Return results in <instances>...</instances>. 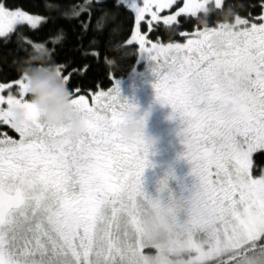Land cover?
<instances>
[{
  "label": "snow or ice",
  "instance_id": "6c2138e0",
  "mask_svg": "<svg viewBox=\"0 0 264 264\" xmlns=\"http://www.w3.org/2000/svg\"><path fill=\"white\" fill-rule=\"evenodd\" d=\"M205 12L228 18L201 24ZM69 18L78 56L61 58ZM121 20L122 43L151 62L155 101L182 125L180 156L195 177L187 197L169 192L166 205L142 187L149 148L119 135L137 106L118 83L85 82L101 61L112 79L117 59L101 49ZM213 35L227 36L222 49L209 45ZM13 37L28 54L47 48L84 130L49 144L18 66L0 75V264H264V0H0V41ZM149 206L173 213L166 251L143 237Z\"/></svg>",
  "mask_w": 264,
  "mask_h": 264
},
{
  "label": "clouds",
  "instance_id": "9594fccd",
  "mask_svg": "<svg viewBox=\"0 0 264 264\" xmlns=\"http://www.w3.org/2000/svg\"><path fill=\"white\" fill-rule=\"evenodd\" d=\"M210 12H205L199 23L206 24ZM224 16L223 19H227ZM225 35H213L208 43L213 49H222ZM18 71L24 75L27 93L35 106L46 130L40 135L51 145H57L79 137L83 133L81 113L70 102L69 90L60 79L50 62V54L46 47H33L29 54L18 61ZM117 65L113 64L114 69ZM15 122L23 123L26 119L25 109L14 106ZM149 115L147 110L137 107L128 108L123 115V123L119 135L123 139L141 138L143 143L151 148L158 143V138L145 132V122ZM62 131L57 135L58 128ZM167 175L161 178L160 187L166 188ZM143 237L149 245L166 251L173 243V213L165 206H149L140 220ZM172 264H183L177 257Z\"/></svg>",
  "mask_w": 264,
  "mask_h": 264
},
{
  "label": "trees",
  "instance_id": "16d2710c",
  "mask_svg": "<svg viewBox=\"0 0 264 264\" xmlns=\"http://www.w3.org/2000/svg\"><path fill=\"white\" fill-rule=\"evenodd\" d=\"M47 2L48 0H39L41 6ZM60 2L70 8L73 4L78 5L84 3V0H60ZM93 2H95V0H93ZM106 2L111 3V0H106ZM238 2L239 0H233V3ZM244 2L251 3L255 2V0H244ZM210 16L213 21L217 18H223L218 13H211ZM69 20L70 18L62 21L66 29H68L69 35L66 45L58 46L63 48V51L60 53L61 58L64 56H78V53L74 48L75 40L78 38H74L71 35ZM87 20L88 18L85 17L86 22ZM92 23H95L94 20ZM118 23L121 25L122 30H115V26H111L104 31L105 39L103 40L101 49L102 53H107L109 57L117 59V66L114 69L112 68V79L108 81V68L105 66L104 62L101 61L99 64L93 63L92 72L89 74V77L86 78V83L91 84L93 80H100L103 81L106 86H111L116 81L127 79L133 71L142 68V66L139 65V68L137 69L138 46H135V50H130L122 43L125 34H127V21L121 20ZM168 35V33H163L161 38L167 42ZM84 42L87 43V37H85ZM5 55L7 56V65L3 62ZM27 55L28 53L24 52L22 49H16L15 37H13L7 45L0 41V75L5 72H10L11 69H15L18 61Z\"/></svg>",
  "mask_w": 264,
  "mask_h": 264
},
{
  "label": "flooded vegetation",
  "instance_id": "af4514ba",
  "mask_svg": "<svg viewBox=\"0 0 264 264\" xmlns=\"http://www.w3.org/2000/svg\"><path fill=\"white\" fill-rule=\"evenodd\" d=\"M154 80L155 78L152 81L154 82ZM138 88L145 89L148 87L139 85ZM142 90L143 89L135 90L134 95L132 96L142 101H138L141 104H143V101H146L145 95H138V93ZM160 117L162 116L158 115L156 118H153L157 119L158 123ZM163 122L164 131L168 136H171L168 139V144L179 145V147L174 155H165L164 152H159L158 150L151 153V155H147L150 156V158H147L148 166L145 167L141 179L144 193L152 199H159L162 205H166L169 199V192H171L173 197L176 198L187 197L189 195V190L195 181V177L190 173L191 164L180 156V153L184 151V148H181V146L184 145L181 143L182 138L177 134L180 129V126L178 125L179 121H170L169 119H165ZM148 129H152L154 131L157 130L154 125L152 127H148L145 123V131ZM159 172L161 173V177L157 175ZM166 175L168 177L167 187L160 191L161 178Z\"/></svg>",
  "mask_w": 264,
  "mask_h": 264
},
{
  "label": "rangeland",
  "instance_id": "374dc122",
  "mask_svg": "<svg viewBox=\"0 0 264 264\" xmlns=\"http://www.w3.org/2000/svg\"><path fill=\"white\" fill-rule=\"evenodd\" d=\"M167 11V10H165ZM138 46V45H137ZM150 61L147 59L141 58L139 53L137 57V69L139 68V65L142 66V68L135 70L131 73V75L126 80H120L116 81L115 83H118L119 89H120V96L122 99H126L129 103L135 104L137 108L141 111L147 110L149 112V115L146 119V125L148 127H152L153 125L156 127L157 130L148 129L145 132L148 134H151L154 137L158 138V143L154 145L153 147L149 148L148 154L151 155V153L156 152L157 150L159 152H164L165 155H174V153L177 152V148L179 145H169L168 139L171 137L168 136L166 132L164 131V120L169 119L171 120H178V119H170V113L171 108L168 105H160L155 101L154 97V89L152 86L153 79L155 76L150 71ZM139 85L147 86L148 88H138ZM138 89H143L138 93V95H145L146 101H143V104L139 103L142 102L138 100L136 97H132L134 95V91ZM131 98V100H130ZM144 99V98H143ZM154 100V101H153ZM139 101V102H138ZM139 103V104H138ZM161 112V113H160ZM153 114V116H152ZM158 115H161L162 117L159 118V122L157 123L156 118ZM154 117V118H153ZM179 121V120H178ZM180 127L182 125L178 123ZM159 133V134H158ZM157 135V136H156ZM181 148H184V146H181ZM153 156V155H152ZM149 159L150 156H147ZM159 177H161V173L159 172L157 174ZM150 181V180H149ZM173 196V195H172ZM165 205V204H163ZM182 218V214H181ZM152 252L155 251V249L151 250Z\"/></svg>",
  "mask_w": 264,
  "mask_h": 264
}]
</instances>
